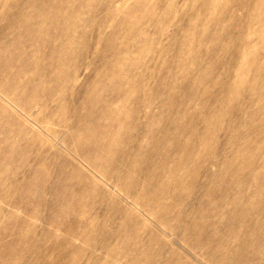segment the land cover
<instances>
[{
	"label": "rangeland",
	"instance_id": "rangeland-1",
	"mask_svg": "<svg viewBox=\"0 0 264 264\" xmlns=\"http://www.w3.org/2000/svg\"><path fill=\"white\" fill-rule=\"evenodd\" d=\"M0 264H264V7L0 0Z\"/></svg>",
	"mask_w": 264,
	"mask_h": 264
},
{
	"label": "bare ground",
	"instance_id": "bare-ground-1",
	"mask_svg": "<svg viewBox=\"0 0 264 264\" xmlns=\"http://www.w3.org/2000/svg\"><path fill=\"white\" fill-rule=\"evenodd\" d=\"M232 2H230V4H231ZM257 6L259 7V8H263L264 7V0H257ZM258 10H260V9H258ZM261 11V10H260ZM259 11V12H260ZM250 15L252 16V14L250 13ZM253 18H256V19H261L259 16H257V17H253ZM247 50H249V47L247 48ZM246 50V51H247ZM257 56V55H256ZM253 57V56H252ZM252 59V58H251ZM21 78V77H20ZM20 78H19V80H20ZM19 80H16L17 82L19 81ZM21 81H22V79H21ZM18 84V83H17ZM21 84V83H20Z\"/></svg>",
	"mask_w": 264,
	"mask_h": 264
}]
</instances>
